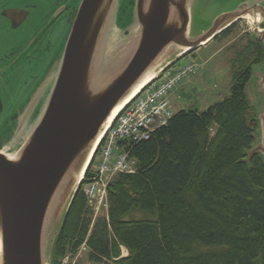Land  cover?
Returning a JSON list of instances; mask_svg holds the SVG:
<instances>
[{
    "label": "water",
    "instance_id": "95a60500",
    "mask_svg": "<svg viewBox=\"0 0 264 264\" xmlns=\"http://www.w3.org/2000/svg\"><path fill=\"white\" fill-rule=\"evenodd\" d=\"M197 1H81L53 62L58 71L11 118L0 143V264H52L64 219L110 125L176 62L243 18L252 19L264 48V0L224 11L194 33ZM17 56L0 72L26 60ZM253 73L262 109L247 162L264 158V70Z\"/></svg>",
    "mask_w": 264,
    "mask_h": 264
},
{
    "label": "trees",
    "instance_id": "16d2710c",
    "mask_svg": "<svg viewBox=\"0 0 264 264\" xmlns=\"http://www.w3.org/2000/svg\"><path fill=\"white\" fill-rule=\"evenodd\" d=\"M257 65H264V48L252 38L232 60L229 96L204 110L174 112L133 145L137 171L110 182L108 219L92 229L82 184L52 264L84 243L98 263L264 264V158L246 161L259 130L246 91Z\"/></svg>",
    "mask_w": 264,
    "mask_h": 264
},
{
    "label": "rangeland",
    "instance_id": "374dc122",
    "mask_svg": "<svg viewBox=\"0 0 264 264\" xmlns=\"http://www.w3.org/2000/svg\"><path fill=\"white\" fill-rule=\"evenodd\" d=\"M1 1L8 2L10 0ZM81 1L20 0V3L29 2L37 5L38 8L32 11L27 22L14 28L7 24L4 16L0 14V58L13 51L17 52L18 61L26 58L20 65H12L6 72H0V79L2 78L0 80V97L4 104L0 112V143L12 128L11 118L21 109L44 78L58 71L55 63L54 69L53 62L59 58V53L62 51L72 25L69 20L70 14L68 11H64V6L70 4L73 11L75 8L78 9ZM254 1L256 0H198L193 11L194 33H200L209 27L215 17L222 12L238 7L241 3ZM15 3L19 2L17 0L11 1V4ZM253 30L252 19L243 18L236 22L229 35H220L209 45L188 54L164 74L165 76L169 75L178 66L187 63L201 64L197 74L187 78L172 93L174 112L190 108L204 110L229 96L232 87V60L237 57V52L254 38ZM40 35L43 36L38 46L41 60H38L36 65V61L27 63L28 59H32L33 41ZM23 54L28 56L25 57ZM253 70L263 71L264 65H257ZM246 91L257 117L256 112L262 109V100L254 73ZM258 140L259 135L257 134ZM87 205L91 215L90 229L100 218L108 219L107 208L95 212L91 204L88 203ZM85 245L84 243L78 248L73 256L67 255L62 264H76L77 262L79 264H113L107 261L98 263L89 259L88 249ZM122 256H126L124 251Z\"/></svg>",
    "mask_w": 264,
    "mask_h": 264
},
{
    "label": "built area",
    "instance_id": "2783aa9c",
    "mask_svg": "<svg viewBox=\"0 0 264 264\" xmlns=\"http://www.w3.org/2000/svg\"><path fill=\"white\" fill-rule=\"evenodd\" d=\"M201 65V64H200ZM199 64L180 65L148 86L110 125L91 166L90 177L83 181V191L95 212L108 209V185L117 174H132L138 163L130 149L148 140L173 116L172 93L187 78L197 74ZM174 68V67H173Z\"/></svg>",
    "mask_w": 264,
    "mask_h": 264
},
{
    "label": "flooded vegetation",
    "instance_id": "af4514ba",
    "mask_svg": "<svg viewBox=\"0 0 264 264\" xmlns=\"http://www.w3.org/2000/svg\"><path fill=\"white\" fill-rule=\"evenodd\" d=\"M11 1H14V0H10L8 2H5V1L2 2L0 0V14L2 16H4L6 23L11 25L12 27L13 26L17 27V26H20L23 23L27 22L28 19L30 18V14L32 13V11L38 8L37 5L31 4L29 2L20 3V0H17L19 3L11 4ZM58 3H59V1H58ZM8 10H10L13 13H11L9 16H6L5 13ZM64 11H68V14H70L69 20H70V24H72L73 20L76 16L77 9L75 8L72 11L70 4H68L67 6H64ZM64 11H62V12H64ZM70 11H72V12H70ZM42 37L43 36L40 35L37 38H35V40L33 41V48L34 49L32 50V55H31L32 59H28L27 63H32L33 61L34 62L36 61L35 62V65H36V64H38V60L39 61L41 60V57L39 56L40 49L38 48V46L40 43L39 41H41ZM16 54H17V52L13 51V52H10V53L4 55L2 58H0V65L7 63ZM0 80H2V78ZM3 107H4L3 100H1V97H0V112L2 111Z\"/></svg>",
    "mask_w": 264,
    "mask_h": 264
},
{
    "label": "crops",
    "instance_id": "0c3cea01",
    "mask_svg": "<svg viewBox=\"0 0 264 264\" xmlns=\"http://www.w3.org/2000/svg\"><path fill=\"white\" fill-rule=\"evenodd\" d=\"M210 43H212V41H211ZM210 43H208L207 45H209ZM207 45H206V46H207ZM180 89H181V88H180ZM178 91H180V90H178ZM177 93H178V92H177ZM175 110H176V109H175ZM175 112H176V111H175Z\"/></svg>",
    "mask_w": 264,
    "mask_h": 264
}]
</instances>
